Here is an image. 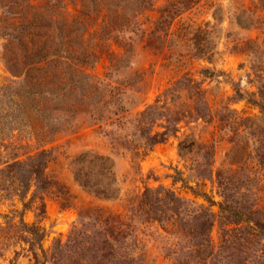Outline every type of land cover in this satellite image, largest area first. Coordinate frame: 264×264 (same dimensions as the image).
<instances>
[{"label":"rangeland","instance_id":"obj_1","mask_svg":"<svg viewBox=\"0 0 264 264\" xmlns=\"http://www.w3.org/2000/svg\"><path fill=\"white\" fill-rule=\"evenodd\" d=\"M149 1L153 4L140 5L139 2L134 3L128 0H95L96 7L107 6L110 13L115 10L119 20L118 25L126 29L132 11H138L141 14L137 17L138 22L135 23L139 30L133 38L132 48L123 55L110 33L112 31V24L109 22L110 14L104 16V22L101 21V16L96 17V12L92 10L94 7L92 1L61 0L59 5L52 6L53 1L44 4V0H30L34 10L41 12L43 20L51 26L49 29L51 37H48L50 43L54 47L62 46V51L65 49L66 52L67 49V53L72 54L70 57H74L73 61L77 65L80 62L76 55H79L84 64L81 66L84 72L100 76L104 71H108L109 54L113 52L114 57L117 58L113 61L118 63L116 70L110 69L113 79H136L138 74L134 72H143L144 78L148 81L147 88L144 89L145 95H141L145 103H152L164 88L176 79L187 75L199 82L204 90L202 95L212 109V114L210 112L206 114L205 119L196 120L194 112L188 111L192 106L187 91L179 88L176 91L178 97L174 99V102H170L167 108L158 109L171 119H175L174 121L181 119L178 123V131L169 135L163 142L153 145L144 156L138 157L131 155L127 149L141 139L140 130L136 127L137 121L133 120L132 116L128 117L132 124L123 119L118 125L114 123L107 126L103 122L93 124V120L87 114L79 112L72 122L62 125L54 133L55 140L46 145L52 148L47 155L46 173L58 183L47 186L46 189L39 190L37 193L44 196L45 213L40 215L35 209L36 200L24 209L17 195H13L10 199L0 196V227L5 225L4 214H11V209H17V211L23 209L24 220L29 224L37 223L42 228L43 252L38 249L36 251L39 259L45 260L44 264H54L53 261L57 255L51 253L53 242L58 239L62 241L67 239L73 225L79 220L81 212L85 220L89 222L94 220L93 215L89 216L85 213L86 207L97 205L113 211L122 210L129 207L130 202L140 195L145 187L163 186L175 191L181 200L191 202V204L185 202L180 205V211L191 212V217L193 214H207L208 210L212 212L213 226L210 233L212 240L216 243L225 232L229 235L240 234L238 231H231L234 224L228 222L230 216L227 219L228 210L223 207L225 204L232 207L235 204L237 207L244 205L245 210L250 211L253 217H264V212L263 214L257 212V205L264 209V177L259 173L260 165L256 161L261 153L264 158V137L262 136L264 135V118L259 117L260 113L255 105H251L244 98L237 99L233 91L235 87L241 88L242 91L255 89L249 57L246 52L233 48V45L239 39L244 40L259 35V29L252 25L247 28L241 27L234 20V13L237 12L240 3H244V7L252 4V7H256V13L260 14L264 20V0H196L193 4L194 0H191V7L173 19L168 28L167 37L162 36L163 33L161 36L148 37L147 31L151 29H149V26L151 27L149 21L157 17L160 13L159 9L164 8L167 2L170 8L171 2L183 0ZM4 2L5 0H0V5ZM64 3L66 8L62 7ZM27 11L31 13L32 10ZM247 15V13L244 14L243 18ZM26 21L24 17L5 15L0 8V108L6 105L11 93L20 89L16 82L19 76L12 75L6 61L7 58H12V61H18L22 66V60L20 61L22 52L18 43L7 35V31L18 33L20 23H26ZM254 25L264 27V21L262 24ZM12 27L16 30H12ZM57 27L61 29L60 33L63 35L62 44H59ZM26 37L24 35V40ZM33 39L40 40L38 36H34ZM161 43L168 47L160 49ZM198 44L203 47V52H199L200 55L194 54L197 52ZM209 50L213 53L207 57L206 53ZM55 63L53 61L42 66L51 69L52 66L62 68L59 63L54 65ZM33 73H41V71L37 70ZM77 77L82 78L80 75ZM46 94L35 99L33 101L35 105H44L46 108L52 104L62 106L71 104L69 102L71 100L64 98L61 94L56 96L55 92L50 91ZM228 104L230 108H235L243 115L252 116L254 120L251 122L234 118L233 114L224 108ZM204 106L200 104L199 107ZM26 108L31 129L20 132L11 131L10 126L13 121L3 117L5 112H0L2 120L0 154L3 157L31 150L37 143L35 137L40 136L39 131L36 130L47 126L43 124L42 116L37 111H33L29 106ZM98 108L97 113L103 117L118 110V107L112 104L108 106L100 104ZM138 108L142 109L143 106ZM205 113H207L206 110ZM210 116L213 119L207 121L210 120ZM162 120H154L153 130H161L158 124ZM98 124H101L102 128L97 127ZM104 130L108 136L104 135ZM145 130H148V127L147 129L145 127ZM109 136L120 141L125 140L126 147L113 143ZM182 141L187 150L180 155L178 145ZM19 145L23 147L19 148ZM83 151H91L109 158L111 176L115 179L113 183L115 196L97 197L74 178L69 161ZM131 157H134L135 161H132ZM262 168L264 170V165ZM211 170L212 176H210ZM217 171H220L223 179L230 181L229 188L219 187L216 180ZM29 195L30 192L26 199ZM223 196L226 197V203L223 202ZM198 204L204 207L199 208ZM163 210L165 213L170 211L165 208ZM17 219L18 217L15 216L14 220ZM192 222L191 219V225ZM192 229L193 226L191 231ZM147 233L149 234L150 231L147 230ZM153 234L156 237L157 247L154 251L161 254L158 263L175 264L176 261H173L172 257H164L171 251V242L174 241L173 232L168 234L161 228L159 234L155 232ZM146 241L145 248H152V238L146 236ZM22 246L25 249H20L17 243L1 249L0 264H9L12 258L11 264H33L30 252L24 244ZM259 247L258 244H251V246L249 244L248 248H244L243 245L241 248L228 247L226 252L217 258L220 261H215V264H253L251 259L256 251L257 255L260 253ZM13 249L18 251L16 255H13Z\"/></svg>","mask_w":264,"mask_h":264},{"label":"trees","instance_id":"obj_2","mask_svg":"<svg viewBox=\"0 0 264 264\" xmlns=\"http://www.w3.org/2000/svg\"><path fill=\"white\" fill-rule=\"evenodd\" d=\"M53 1V5H59L61 0H44V4H49ZM92 1L93 8L96 12V17L101 16V21H105L104 16H109V22L112 24L110 33L112 38L121 49V54L126 53L132 48L133 38L137 35L139 28L135 25L138 22L137 17H140L138 11H132L131 17L128 19V27L118 25V17L115 10L110 13L107 6L96 7L95 0ZM126 1V0H121ZM139 4H153L149 0H128ZM196 0L192 1V4ZM252 1V0H251ZM142 2V3H141ZM167 4H169L167 2ZM159 9V14L154 20L149 21L148 37L169 35L168 28L173 19L183 11L191 7V0L171 2L170 8L168 5ZM1 11L10 17H24L26 23H20L18 33H10L7 35L18 43L22 52L20 61H12V58H7V66L10 68L12 75H18L19 80L16 81L20 89H16L8 97L6 105L0 108V112H5L3 117H8L9 121H13L10 126L11 131H22L31 129V122L28 117L26 106L37 111L42 116L45 128H39L40 136H36V146L31 150H26L21 153H13L8 157H3L0 154V196L1 198L10 199L13 195H17L22 202L23 208L37 201L35 209L40 215L45 213V201L43 195H38L39 190L46 189L47 186L57 185V181L49 177L46 173L47 155L51 151V147H46L47 144L55 140L54 133L57 132L62 125L68 124L74 120L77 113H85L93 120V124L103 122L104 125H117L122 123V120L129 121L128 117H133L137 121L136 127L140 130V141L131 147H127L133 156H144L147 151L151 150L153 145L163 142L169 135L175 134L178 131V123L180 118L171 119L159 108H167L169 103H173L178 97L177 90L185 89L188 94V99L191 103V113L194 112L196 120L205 119V115L211 113V106L202 95L203 88L199 82L191 76L184 75L176 79L169 86L164 88L154 99L152 103H145V99L141 95H145L144 89L147 88V80L143 76V72H134L138 74L136 79H113L111 68L117 69L118 63L113 52L109 55L110 63L107 65L108 71H104L100 76L92 75L84 72L83 61L76 55L79 65L74 60L67 49L62 51V46L54 47L50 43L48 37L49 23L43 20L41 12L34 10L30 4V0H5L0 5ZM66 8V4H62ZM31 9V13L27 10ZM248 14L243 18L244 14ZM234 20L241 27L253 26L259 29V35L248 38L239 39L233 48L240 49L246 52L249 57V67L254 76L253 91H242L241 88H233L237 99H246L251 105H255L259 110V117L264 118V27H256V23L262 24L263 18L256 13V7L252 4L244 7V3H240L237 12L234 13ZM116 23V24H115ZM142 26V25H139ZM7 28V27H5ZM9 28H7L8 30ZM16 30L15 27L11 28ZM59 44L63 43V35L60 33ZM114 33V34H113ZM209 33V32H208ZM24 35L27 36L24 40ZM263 35V36H262ZM34 36L39 37V41L33 39ZM163 42H165L163 40ZM160 49H166L168 46L161 43ZM156 48V47H154ZM159 48V47H158ZM203 47L200 44L196 46L197 52L201 54ZM123 51V52H122ZM207 51V50H206ZM205 51V52H206ZM67 53V54H66ZM213 51L209 50L207 57L212 55ZM113 55V56H112ZM60 59V60H59ZM19 61V62H20ZM55 63L62 68L52 66L44 68V64ZM20 66V67H19ZM40 70L41 73H33ZM80 75L82 78L77 77ZM140 75V76H139ZM55 92V95H62L64 98H69L71 104L67 106L52 104L51 106L35 105L33 102L41 96L47 95L46 92ZM129 95V96H128ZM108 106L112 104L118 107L117 111L111 115L103 117L97 113L99 105ZM204 104V107H199ZM143 106L139 109V106ZM45 108V109H44ZM224 108L233 114L236 119L244 121H253L252 116L243 115L242 112L235 108H230V105ZM205 110L207 113H205ZM100 112V111H99ZM212 114V113H211ZM210 114V115H211ZM56 115V116H55ZM209 116V115H208ZM1 117V115H0ZM62 117V119L60 118ZM3 118V120H4ZM152 118V119H151ZM109 119V120H108ZM163 119L158 125L161 130H153L154 120ZM213 119L210 116L211 121ZM102 124V123H101ZM101 124L97 127L102 128ZM0 127L2 128V120L0 119ZM144 127V128H143ZM145 127L148 130H145ZM141 128V129H140ZM104 135L108 136L106 130ZM263 134V133H261ZM264 137V135H262ZM261 136V137H262ZM113 143L125 148L126 143L114 137L109 136ZM28 141V139H27ZM211 146V143L209 144ZM26 146V145H25ZM23 145H19L22 148ZM179 154L183 155L186 152L184 141L178 145ZM135 161L134 157H131ZM257 164L260 165V174L264 177V158L261 155L257 157ZM72 167L74 178L89 192L97 197L110 198L115 196L113 183L115 179L111 176V163L108 157L98 155L91 151H83L72 157L69 161ZM203 176L201 173H199ZM204 174V173H203ZM220 171L216 172V180L219 187L222 189L229 188V180L222 178ZM212 176V170L210 171ZM32 186L34 188L32 189ZM30 192L29 198L26 196ZM224 197V196H223ZM190 201H183L171 189H166L163 186L157 188L145 187L144 191L137 195L130 202L129 207L122 210H110L108 208L93 205L86 207L85 213L89 216L93 215L94 220L89 222L85 220L84 215L80 214V218L75 223L69 232L67 239L55 240L52 245L51 253L57 255L53 261L54 264H159L158 259L161 254L154 251L156 249V237L153 232L159 234V229H163L169 234L173 232L171 242L172 248L169 253L164 255L165 258H173L175 264H215V261H220L219 257L226 252V248H248L250 244H258L260 253L257 251L251 259L253 264H264V217H253L250 211L245 210L244 205L233 206L225 204V209L228 210L227 219L229 223L234 224L231 231H238L240 234L224 233L219 237L216 243L212 240L211 229L213 226V213L193 214L191 212L182 213L180 205ZM223 202L226 203V197ZM222 203L220 204L222 208ZM199 208L204 206L198 204ZM163 208L170 210L165 213ZM83 210V211H84ZM264 209L257 205V212L263 214ZM14 213H17L14 215ZM15 216L18 217L14 220ZM6 218L5 225L0 227V250L17 243L20 249H25L30 252L33 264H44L45 260L39 259L38 252H43L42 240L44 233L40 225L37 223L29 224L24 220L23 209H11V214H4ZM192 219V225H191ZM146 228V226H148ZM244 225V226H243ZM191 226L193 229L191 231ZM147 230L150 233H147ZM86 233V234H84ZM172 234V233H171ZM146 236L152 238V248H145ZM178 247V248H176ZM223 247V248H222ZM225 248V249H224ZM13 255L18 251L12 250ZM13 259V258H12ZM9 260V264L12 263Z\"/></svg>","mask_w":264,"mask_h":264}]
</instances>
